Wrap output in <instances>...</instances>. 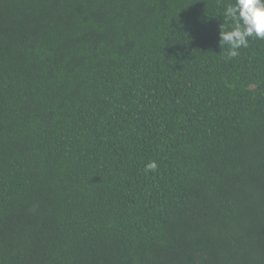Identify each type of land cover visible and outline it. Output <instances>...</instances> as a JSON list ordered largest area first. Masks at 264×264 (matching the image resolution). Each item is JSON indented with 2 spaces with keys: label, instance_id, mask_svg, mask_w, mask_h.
I'll return each mask as SVG.
<instances>
[{
  "label": "trees",
  "instance_id": "obj_1",
  "mask_svg": "<svg viewBox=\"0 0 264 264\" xmlns=\"http://www.w3.org/2000/svg\"><path fill=\"white\" fill-rule=\"evenodd\" d=\"M230 3L0 0V264H264V40L227 58Z\"/></svg>",
  "mask_w": 264,
  "mask_h": 264
},
{
  "label": "clouds",
  "instance_id": "obj_2",
  "mask_svg": "<svg viewBox=\"0 0 264 264\" xmlns=\"http://www.w3.org/2000/svg\"><path fill=\"white\" fill-rule=\"evenodd\" d=\"M219 42L228 46L227 58H235L241 48L249 46L250 38L264 40V0H234L221 13ZM156 161L145 164L146 172H155Z\"/></svg>",
  "mask_w": 264,
  "mask_h": 264
}]
</instances>
